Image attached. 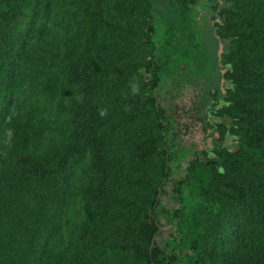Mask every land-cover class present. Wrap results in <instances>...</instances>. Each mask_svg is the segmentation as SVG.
Segmentation results:
<instances>
[{
	"label": "trees",
	"instance_id": "16d2710c",
	"mask_svg": "<svg viewBox=\"0 0 264 264\" xmlns=\"http://www.w3.org/2000/svg\"><path fill=\"white\" fill-rule=\"evenodd\" d=\"M0 264H264V0H0Z\"/></svg>",
	"mask_w": 264,
	"mask_h": 264
},
{
	"label": "rangeland",
	"instance_id": "374dc122",
	"mask_svg": "<svg viewBox=\"0 0 264 264\" xmlns=\"http://www.w3.org/2000/svg\"><path fill=\"white\" fill-rule=\"evenodd\" d=\"M205 9L200 8L194 17L195 29L199 38L197 46L190 52L187 64L191 66V80L201 82L204 77H207L210 71L216 69L215 46L209 41L210 36L207 28V14Z\"/></svg>",
	"mask_w": 264,
	"mask_h": 264
}]
</instances>
